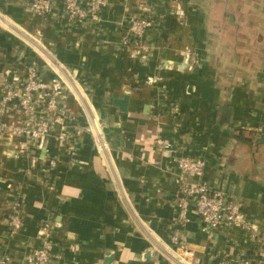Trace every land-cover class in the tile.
<instances>
[{"label":"crops","instance_id":"obj_1","mask_svg":"<svg viewBox=\"0 0 264 264\" xmlns=\"http://www.w3.org/2000/svg\"><path fill=\"white\" fill-rule=\"evenodd\" d=\"M25 1L0 0L8 27L0 24V83L22 79L32 63L45 82L60 77L75 147L51 137L46 153L32 147L34 158H18L22 139L0 137L6 264H22L40 246L45 221L55 264H177L184 254L175 239L187 245L184 264L257 260L258 246L242 230H204L192 208L186 222L176 219L174 180L178 158L202 157L203 181L243 202L264 235V0H105L99 22L87 25L63 21V0L45 17ZM140 8L154 20L144 61L119 47ZM124 95L121 113L112 100ZM22 119L11 111L5 118ZM97 124L118 128L119 140L109 132L107 143ZM16 200L23 226L12 236L6 214Z\"/></svg>","mask_w":264,"mask_h":264},{"label":"built area","instance_id":"obj_2","mask_svg":"<svg viewBox=\"0 0 264 264\" xmlns=\"http://www.w3.org/2000/svg\"><path fill=\"white\" fill-rule=\"evenodd\" d=\"M55 0H26L25 5L35 16L45 17L53 11ZM105 0H63L62 19L67 24H95L99 22V14L105 8ZM154 26L153 18L147 10L140 8L138 15H132L127 20L126 34L119 42L120 51L129 58L144 61L150 54L152 45L149 32ZM64 83L60 77H54L45 82L39 73L36 63L27 68L26 75L15 81L0 83V137L20 138L18 158L28 156L34 158L28 151H47V141L55 138L59 143L70 146L67 132V122L72 118L68 109L62 103L61 97ZM22 115L17 123H8L5 118L9 112ZM98 131V130H97ZM164 149L171 150L172 145L159 142ZM107 148L105 143L97 145L102 152ZM178 176L174 184L181 194L176 201L179 221L186 222L191 208L192 212L202 223L204 230L218 231L228 228L242 230L247 240L257 244L259 252L257 260L242 259L236 264H264V235L254 230V222L245 212L244 204L222 189H212L203 181L205 161L200 156H181L175 161ZM56 162L51 159L48 168H55ZM47 168L42 172L46 173ZM193 180H197L193 182ZM52 189V186L48 187ZM6 221L9 234L16 236L23 226L24 205L14 201L8 206ZM51 221L43 222L37 230L40 246L27 254L22 264H55L52 259L53 244ZM174 245L184 256L177 264H184L183 259L188 255L187 245L177 239ZM61 259L60 255H53ZM7 258L0 257V264H6Z\"/></svg>","mask_w":264,"mask_h":264},{"label":"water","instance_id":"obj_3","mask_svg":"<svg viewBox=\"0 0 264 264\" xmlns=\"http://www.w3.org/2000/svg\"><path fill=\"white\" fill-rule=\"evenodd\" d=\"M29 61H31V59H29ZM112 106L116 107L119 112L121 113H126L127 112V106H128V96L124 95L121 99H114L112 100ZM228 109V108H226ZM100 128V132L103 134L104 140L107 143H111L110 137H109V132H113L115 134V138L114 141L117 142L119 134H120V130L118 128H114L112 127V125H108V126H99ZM109 260V258H107L105 260V262L107 263V261Z\"/></svg>","mask_w":264,"mask_h":264},{"label":"bare ground","instance_id":"obj_4","mask_svg":"<svg viewBox=\"0 0 264 264\" xmlns=\"http://www.w3.org/2000/svg\"><path fill=\"white\" fill-rule=\"evenodd\" d=\"M0 24H1V23H0ZM1 26H3L4 28H8L7 26H5V25H3V24H1ZM97 126H98V129H99V132H100L99 125L97 124Z\"/></svg>","mask_w":264,"mask_h":264}]
</instances>
